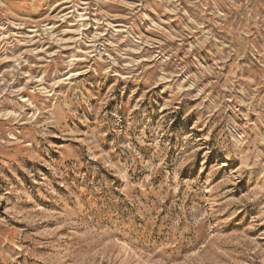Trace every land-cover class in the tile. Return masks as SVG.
I'll return each instance as SVG.
<instances>
[{"label":"rangeland","instance_id":"rangeland-1","mask_svg":"<svg viewBox=\"0 0 264 264\" xmlns=\"http://www.w3.org/2000/svg\"><path fill=\"white\" fill-rule=\"evenodd\" d=\"M0 264H264V0H0Z\"/></svg>","mask_w":264,"mask_h":264}]
</instances>
